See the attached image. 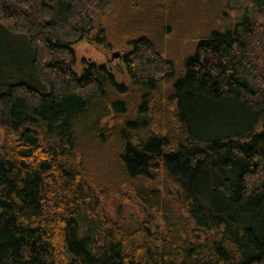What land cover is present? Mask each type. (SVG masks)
Here are the masks:
<instances>
[{"label": "trees", "instance_id": "1", "mask_svg": "<svg viewBox=\"0 0 264 264\" xmlns=\"http://www.w3.org/2000/svg\"><path fill=\"white\" fill-rule=\"evenodd\" d=\"M120 1L0 0L32 50V78L0 90V264H264V0L180 68L146 33L109 43ZM82 41L118 67L77 73ZM223 103L260 117L221 130L205 109ZM127 194L158 221L104 211Z\"/></svg>", "mask_w": 264, "mask_h": 264}, {"label": "rangeland", "instance_id": "2", "mask_svg": "<svg viewBox=\"0 0 264 264\" xmlns=\"http://www.w3.org/2000/svg\"><path fill=\"white\" fill-rule=\"evenodd\" d=\"M241 5L242 0H121L103 25L110 36L108 41L112 44L114 40L146 33L162 55L172 59L176 67L180 68L183 58L193 52L199 38L213 28L225 30L234 24L235 18L240 17ZM54 7L57 12V4ZM73 50L77 59L73 69L77 73L81 72L84 62L106 63L117 67L120 63V55L114 58L111 56L118 51L116 48L108 49L105 45L82 41L75 44ZM31 56V47L24 36L0 25V90H5L10 83L32 78ZM116 78L118 81L126 80L118 72ZM29 83L37 86L33 82ZM38 88L42 92L48 91L47 85ZM223 104L226 105L220 111L209 107L205 109L209 118L216 115L217 126L221 130L238 129L246 126L248 120L257 122L260 117L259 114L251 118L236 107L230 109L229 103ZM3 134L4 129L0 125V139ZM126 197V200L111 197L104 201V211L125 225H134L143 219L158 221L153 214L144 211L133 195L127 194Z\"/></svg>", "mask_w": 264, "mask_h": 264}, {"label": "water", "instance_id": "3", "mask_svg": "<svg viewBox=\"0 0 264 264\" xmlns=\"http://www.w3.org/2000/svg\"><path fill=\"white\" fill-rule=\"evenodd\" d=\"M119 55H120V53L118 51H116V52H113L111 56L114 58V57H118Z\"/></svg>", "mask_w": 264, "mask_h": 264}]
</instances>
